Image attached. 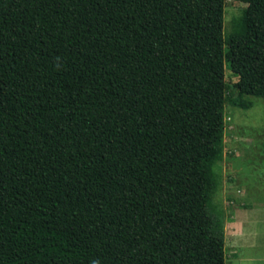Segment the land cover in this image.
<instances>
[{
  "label": "trees",
  "instance_id": "16d2710c",
  "mask_svg": "<svg viewBox=\"0 0 264 264\" xmlns=\"http://www.w3.org/2000/svg\"><path fill=\"white\" fill-rule=\"evenodd\" d=\"M238 1L224 29L225 0H0V264H225L224 105L264 97V0Z\"/></svg>",
  "mask_w": 264,
  "mask_h": 264
},
{
  "label": "rangeland",
  "instance_id": "374dc122",
  "mask_svg": "<svg viewBox=\"0 0 264 264\" xmlns=\"http://www.w3.org/2000/svg\"><path fill=\"white\" fill-rule=\"evenodd\" d=\"M244 7L241 1L225 0L224 29ZM224 79L229 95L237 77L225 67ZM20 92V84H0V142L22 138V126L11 119L20 116ZM251 98L249 108L224 105L221 184L215 199L224 208L225 264H264V97ZM236 233L238 239L232 237Z\"/></svg>",
  "mask_w": 264,
  "mask_h": 264
},
{
  "label": "crops",
  "instance_id": "0c3cea01",
  "mask_svg": "<svg viewBox=\"0 0 264 264\" xmlns=\"http://www.w3.org/2000/svg\"><path fill=\"white\" fill-rule=\"evenodd\" d=\"M233 225H234V229H236V231H239V228H241V226L239 227V224H238L237 220H236V222ZM237 233H236V235L235 234L232 235V237H234L235 239H238Z\"/></svg>",
  "mask_w": 264,
  "mask_h": 264
}]
</instances>
